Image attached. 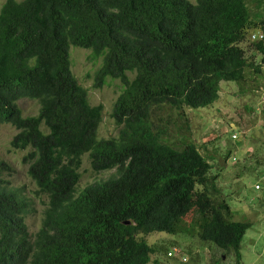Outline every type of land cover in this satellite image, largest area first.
Masks as SVG:
<instances>
[{
	"label": "trees",
	"instance_id": "16d2710c",
	"mask_svg": "<svg viewBox=\"0 0 264 264\" xmlns=\"http://www.w3.org/2000/svg\"><path fill=\"white\" fill-rule=\"evenodd\" d=\"M253 27L262 37L249 45L264 62V17L252 19L245 0H4L0 123L16 129L13 147L28 148L27 173L46 202L30 232L32 208L0 159V264H145L159 247L138 234L176 232L186 215V230L240 264L250 221L230 218L211 193L210 162L192 141L164 140L152 114L164 104L206 106L219 80L241 84L245 67L259 71L240 45ZM70 44L101 57L93 86L107 76L122 84L110 112L115 135L96 136L102 104L88 102L71 72ZM20 97L37 101L35 114L21 113ZM84 152L94 170H115L78 189Z\"/></svg>",
	"mask_w": 264,
	"mask_h": 264
},
{
	"label": "rangeland",
	"instance_id": "374dc122",
	"mask_svg": "<svg viewBox=\"0 0 264 264\" xmlns=\"http://www.w3.org/2000/svg\"><path fill=\"white\" fill-rule=\"evenodd\" d=\"M3 1L0 0V5ZM245 2L252 19L264 17V0ZM256 30L259 29H248L240 45L248 59L259 62V71L245 67L246 78L241 84L235 80H219L218 96L206 106L175 108L164 104L152 114L153 124L163 129L164 140L175 147L181 146L183 141H192L210 162L208 172L214 176L216 187L211 193L225 199L230 207V218L250 221L240 240V264H264V62L261 53L249 45L250 33ZM68 56L70 70L86 88L88 102L102 104L96 136L115 135L117 126L110 112L122 88L120 80L107 76L100 86H93V71L101 57H93L89 48L72 44ZM127 74L132 76L131 72L127 71ZM17 103L23 115L35 114L38 108L37 101L32 98L20 97ZM15 131L8 122L0 123V159L12 168L11 173L5 175L9 184L26 196L28 206L32 208L25 215V223L33 232L40 224L46 195L36 192L35 183L27 173L28 162L23 160V155L28 148L13 147L9 143ZM232 132L236 133L234 138L230 135ZM78 170L76 188L79 189L95 179L107 177L115 168L94 170L88 152H84ZM188 219L189 215H186L183 226L176 232L155 230L138 234L159 247L149 253L145 264H178L180 261L186 264H235L233 253H222L212 242L199 239L194 230H186L185 227L190 225ZM172 247L176 249L174 254H167L166 250Z\"/></svg>",
	"mask_w": 264,
	"mask_h": 264
},
{
	"label": "built area",
	"instance_id": "2783aa9c",
	"mask_svg": "<svg viewBox=\"0 0 264 264\" xmlns=\"http://www.w3.org/2000/svg\"><path fill=\"white\" fill-rule=\"evenodd\" d=\"M261 37H262V32L259 30H256V31L250 33V39H252V40L259 39ZM230 135L232 138H234L236 136V133L232 132ZM255 186H257V184H255ZM175 251H176L175 247H172L171 249L167 250L166 253L171 255V254H174ZM182 258H184V257H182Z\"/></svg>",
	"mask_w": 264,
	"mask_h": 264
},
{
	"label": "water",
	"instance_id": "95a60500",
	"mask_svg": "<svg viewBox=\"0 0 264 264\" xmlns=\"http://www.w3.org/2000/svg\"><path fill=\"white\" fill-rule=\"evenodd\" d=\"M124 222H127V220H124Z\"/></svg>",
	"mask_w": 264,
	"mask_h": 264
}]
</instances>
